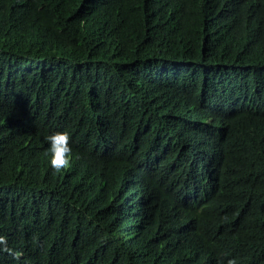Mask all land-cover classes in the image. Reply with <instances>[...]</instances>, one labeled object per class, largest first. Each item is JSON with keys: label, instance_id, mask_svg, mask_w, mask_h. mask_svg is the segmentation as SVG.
<instances>
[{"label": "trees", "instance_id": "16d2710c", "mask_svg": "<svg viewBox=\"0 0 264 264\" xmlns=\"http://www.w3.org/2000/svg\"><path fill=\"white\" fill-rule=\"evenodd\" d=\"M0 237V264H264V0H0Z\"/></svg>", "mask_w": 264, "mask_h": 264}, {"label": "clouds", "instance_id": "9594fccd", "mask_svg": "<svg viewBox=\"0 0 264 264\" xmlns=\"http://www.w3.org/2000/svg\"><path fill=\"white\" fill-rule=\"evenodd\" d=\"M49 144L48 152L50 154L49 164L55 173L71 166L72 149L70 147V136L67 132H55L46 137ZM0 243H6L4 237H0ZM6 250V249H5Z\"/></svg>", "mask_w": 264, "mask_h": 264}, {"label": "bare ground", "instance_id": "6f19581e", "mask_svg": "<svg viewBox=\"0 0 264 264\" xmlns=\"http://www.w3.org/2000/svg\"><path fill=\"white\" fill-rule=\"evenodd\" d=\"M81 21V20H80ZM80 31H81V29H80Z\"/></svg>", "mask_w": 264, "mask_h": 264}]
</instances>
